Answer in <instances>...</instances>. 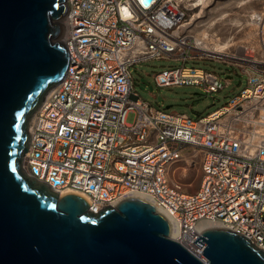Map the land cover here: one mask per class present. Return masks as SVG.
<instances>
[{"label": "built area", "instance_id": "built-area-1", "mask_svg": "<svg viewBox=\"0 0 264 264\" xmlns=\"http://www.w3.org/2000/svg\"><path fill=\"white\" fill-rule=\"evenodd\" d=\"M203 1L66 0L60 40L69 64L30 118L22 167L60 195L84 196L94 213L129 196L148 200L168 217L174 239L206 261L207 243L194 241L208 227L238 232L264 250V39L215 36L224 49H204L190 22ZM162 58L182 65L154 72L159 87L227 86L232 76L188 64L204 59L240 68L247 85L194 119L136 90L131 67ZM193 159L201 177L185 192L170 169Z\"/></svg>", "mask_w": 264, "mask_h": 264}, {"label": "water", "instance_id": "water-1", "mask_svg": "<svg viewBox=\"0 0 264 264\" xmlns=\"http://www.w3.org/2000/svg\"><path fill=\"white\" fill-rule=\"evenodd\" d=\"M66 13V0H0V264H264V250L228 228L195 239L207 243L204 261L144 198L94 213L84 196L60 195L25 172L30 118L69 64Z\"/></svg>", "mask_w": 264, "mask_h": 264}, {"label": "rangeland", "instance_id": "rangeland-1", "mask_svg": "<svg viewBox=\"0 0 264 264\" xmlns=\"http://www.w3.org/2000/svg\"><path fill=\"white\" fill-rule=\"evenodd\" d=\"M253 10L264 12V0H211L196 12L190 22L197 36L206 30L211 38L219 36L225 40L233 37L256 42L260 36L264 39V32L263 35L258 34L260 24V26L256 25L255 29L251 27L250 17ZM251 28L254 29L255 34H248ZM188 64L215 70L222 78L232 76L231 82L215 92H206L201 86L194 84L159 87L155 83L154 72L164 67L182 65L180 60L162 58L142 61L131 67L136 90L143 99L154 106L186 113L197 119L223 106L247 85L246 75L240 68L230 63L204 59L189 61ZM134 118L133 112L127 115L128 122H133ZM170 175L172 180L182 185L185 192H193L199 184L201 170L198 163L187 166L185 162L180 161L171 166Z\"/></svg>", "mask_w": 264, "mask_h": 264}, {"label": "bare ground", "instance_id": "bare-ground-1", "mask_svg": "<svg viewBox=\"0 0 264 264\" xmlns=\"http://www.w3.org/2000/svg\"><path fill=\"white\" fill-rule=\"evenodd\" d=\"M209 1H211V0L203 1L204 5L206 3H209ZM250 18L252 19V21H250L251 22L250 24H252L251 27H254V29L256 28V25L258 26L259 24L261 25V26L259 25L260 27H264V12H261V11L257 12L255 10H253ZM254 29L251 28V30L249 31L248 34H253V33L255 34ZM198 39L201 40V41H199V43L204 49H213L216 52L222 51L224 49V47H225V44L227 45V43L222 44L220 41L215 40L213 37L212 38L209 37L208 33L206 32V30H203V32H201V35L198 36ZM49 91L47 92V94L49 93ZM193 162L195 164H197V162L194 159H193ZM172 237L173 238L175 237V231L174 230L172 231Z\"/></svg>", "mask_w": 264, "mask_h": 264}]
</instances>
